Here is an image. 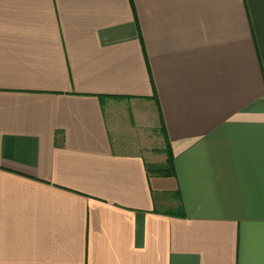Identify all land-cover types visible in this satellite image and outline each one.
I'll return each instance as SVG.
<instances>
[{"label":"crops","instance_id":"1","mask_svg":"<svg viewBox=\"0 0 264 264\" xmlns=\"http://www.w3.org/2000/svg\"><path fill=\"white\" fill-rule=\"evenodd\" d=\"M0 264H264V0H0Z\"/></svg>","mask_w":264,"mask_h":264},{"label":"trees","instance_id":"2","mask_svg":"<svg viewBox=\"0 0 264 264\" xmlns=\"http://www.w3.org/2000/svg\"><path fill=\"white\" fill-rule=\"evenodd\" d=\"M132 1V0H131ZM167 141V163H168V169L163 170L160 172H156L161 177H175V166H174V159H173V153L170 148V144L168 141V137L166 136ZM170 216H176V217H185V213L182 209V212L179 213H168Z\"/></svg>","mask_w":264,"mask_h":264}]
</instances>
